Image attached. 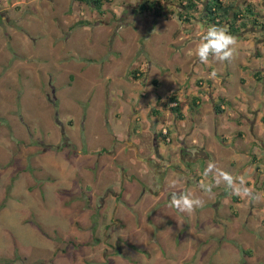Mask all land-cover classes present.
<instances>
[{"label":"rangeland","instance_id":"374dc122","mask_svg":"<svg viewBox=\"0 0 264 264\" xmlns=\"http://www.w3.org/2000/svg\"><path fill=\"white\" fill-rule=\"evenodd\" d=\"M138 1L0 0V264H264V73L248 79L240 42L207 70L210 26L164 12L154 31Z\"/></svg>","mask_w":264,"mask_h":264},{"label":"trees","instance_id":"16d2710c","mask_svg":"<svg viewBox=\"0 0 264 264\" xmlns=\"http://www.w3.org/2000/svg\"><path fill=\"white\" fill-rule=\"evenodd\" d=\"M80 3H86L94 8H99L102 1L107 0H75ZM168 1V0H166ZM165 0H139L135 4L134 12H150L152 16L158 17L164 15ZM177 7L176 17L182 22L199 20L208 26L226 27L230 35H240L243 29L246 30H262L264 32V12L259 13L254 11L249 2L244 1L243 4H236L232 0H176ZM168 10L166 13H172ZM80 24V21H77ZM264 45V41H263ZM137 73L136 69L132 70V76ZM253 77L256 80L261 79L259 71L253 72ZM155 82V81H153ZM168 101L173 103L168 106V110L174 114L176 119H182L180 112L182 103L177 101L175 96L171 94L168 96ZM198 101V97L194 96L190 99V109H194ZM221 101L225 99L220 98L214 105L215 113L222 112L220 108Z\"/></svg>","mask_w":264,"mask_h":264},{"label":"crops","instance_id":"0c3cea01","mask_svg":"<svg viewBox=\"0 0 264 264\" xmlns=\"http://www.w3.org/2000/svg\"><path fill=\"white\" fill-rule=\"evenodd\" d=\"M234 1H235L236 4H238V3L243 4V2H241V0H234ZM169 10H172L173 11L172 12V15H174L173 17H176V10H177V8L172 9V7H170ZM167 11L168 10L165 8L164 9V12H167ZM177 20H178V18H177ZM150 22L153 23V25H155L154 29H152L154 31L155 30L160 31L159 29H161L162 26H165L166 25L165 24V22H166L165 21V18L162 17V16H158V17H155L154 16V17L150 18ZM174 26H176V23H174ZM185 34H187V33H185ZM152 35H155V34H152ZM183 38H186V35L182 34V32H180V31L177 32L176 40L179 41V40H182ZM235 38L236 39H239V41H237V43L238 42L241 43L240 49L243 50L242 53H243V55L245 57V60L244 59H241V61H239L240 62V65L242 67L247 68L250 71V76L248 77V79H251V81H253L254 78H253L252 75H253V72L254 71H256V70L259 71L260 76H261V74L263 75V73H264V64H261L260 65L259 62H258L259 59H261V58L264 59V45H263L264 32L262 30H259V31H256V30H253V31L246 30V31H243V33H241L239 36H235ZM236 46L239 47V43L236 44ZM209 61H210V59H208V62L207 63H203V64L206 65L205 68H207V70L210 69ZM263 62H264V60H263ZM222 77L223 76H221L220 79H222ZM245 80L246 79H245V76L244 75L243 76H240V78H239L240 87H241V85H243L245 83ZM239 93H240V95L238 97L240 98V96H241V98H244L243 96H245V95H242L243 93L241 91ZM246 103H248V102H246ZM256 104H257V102H255L253 100L252 101V105L254 107H253V109H251L252 110V113H253L252 114L253 118L250 119V121L251 120L252 121L255 120V118H258V119L259 118H262L264 116V112L258 114V112L255 110L257 108L256 107L257 106ZM98 109H101L102 110L103 109V106L100 105L98 103L97 99H96V101H94V104L90 108L89 107L86 108V109L84 108L83 111L81 110V112L82 113L83 112L85 113V117L84 118L88 121V120H92V119H94V117H96L95 115H96V113H98ZM241 115H242V117L244 116V118H246L245 117V114H241ZM91 116L93 118L90 119ZM252 123H253V125L250 124V125H248V127H249V129H251V131H255V129L253 127L254 124H255V122H252ZM241 126H242V124L239 123L238 124V127L241 128ZM263 129H264L263 127L257 128V134L258 133H261L262 132L261 130H263ZM101 132H102V129L100 128V132L99 133H101ZM241 135H243V134H241ZM210 177L212 178L213 177V174H211ZM214 177H215V175H214ZM106 192L107 191H105V194H106ZM113 196H116V194H113Z\"/></svg>","mask_w":264,"mask_h":264},{"label":"clouds","instance_id":"9594fccd","mask_svg":"<svg viewBox=\"0 0 264 264\" xmlns=\"http://www.w3.org/2000/svg\"><path fill=\"white\" fill-rule=\"evenodd\" d=\"M195 54L201 63H207L210 56L214 57L221 63L230 61L233 57V47L236 45V38L230 35L226 27L210 26L201 38ZM213 76L215 73L212 74ZM223 181L229 188L233 187V178L229 174H222ZM220 181L217 180V183ZM241 187L235 189V194L251 195L250 191L243 187V181H240ZM210 190V188L208 189ZM203 201L200 199H192L188 194L176 195L172 194L170 207L175 208L180 212L191 214L195 207L202 206Z\"/></svg>","mask_w":264,"mask_h":264},{"label":"flooded vegetation","instance_id":"af4514ba","mask_svg":"<svg viewBox=\"0 0 264 264\" xmlns=\"http://www.w3.org/2000/svg\"><path fill=\"white\" fill-rule=\"evenodd\" d=\"M234 1V0H233ZM244 1H246V0H241V2H244ZM259 1V0H258ZM262 1H264V0H262ZM260 3H261V0L259 1ZM160 158L163 160V159H165V160H163V162H168L166 165H168V166H170L171 167V165H172V163L168 160V158H166V157H161L160 156ZM163 164V163H162ZM164 168H165V166H164ZM173 168L174 169H176V167L175 166H173ZM179 172L182 174V175H185L186 173H185V171H183V170H179Z\"/></svg>","mask_w":264,"mask_h":264},{"label":"built area","instance_id":"2783aa9c","mask_svg":"<svg viewBox=\"0 0 264 264\" xmlns=\"http://www.w3.org/2000/svg\"><path fill=\"white\" fill-rule=\"evenodd\" d=\"M163 131V130H162ZM164 132V131H163Z\"/></svg>","mask_w":264,"mask_h":264}]
</instances>
